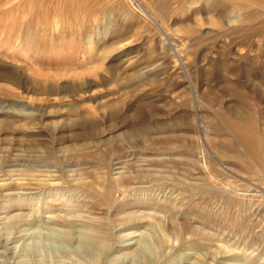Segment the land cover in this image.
<instances>
[{"label":"rangeland","instance_id":"1","mask_svg":"<svg viewBox=\"0 0 264 264\" xmlns=\"http://www.w3.org/2000/svg\"><path fill=\"white\" fill-rule=\"evenodd\" d=\"M0 264H264V0H0Z\"/></svg>","mask_w":264,"mask_h":264},{"label":"bare ground","instance_id":"2","mask_svg":"<svg viewBox=\"0 0 264 264\" xmlns=\"http://www.w3.org/2000/svg\"><path fill=\"white\" fill-rule=\"evenodd\" d=\"M93 244V247L97 248L98 246L95 244V243H92ZM102 248V247H101ZM106 250V249H105ZM100 252V251H99ZM102 254V253H101ZM98 257H101V256H98ZM96 258V257H95ZM94 258V259H95ZM106 260V259H105ZM97 261V260H96ZM98 262V261H97Z\"/></svg>","mask_w":264,"mask_h":264}]
</instances>
